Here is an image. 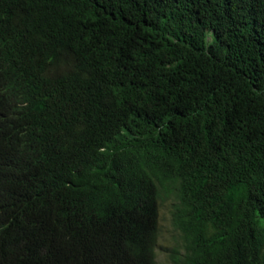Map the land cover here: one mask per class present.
<instances>
[{"label": "trees", "instance_id": "obj_1", "mask_svg": "<svg viewBox=\"0 0 264 264\" xmlns=\"http://www.w3.org/2000/svg\"><path fill=\"white\" fill-rule=\"evenodd\" d=\"M164 205L264 264V0H0L2 264H159Z\"/></svg>", "mask_w": 264, "mask_h": 264}, {"label": "rangeland", "instance_id": "obj_2", "mask_svg": "<svg viewBox=\"0 0 264 264\" xmlns=\"http://www.w3.org/2000/svg\"><path fill=\"white\" fill-rule=\"evenodd\" d=\"M166 205L162 206L160 212L161 234L157 253V262L159 264H166L164 249L174 243V224L172 222V215L169 213Z\"/></svg>", "mask_w": 264, "mask_h": 264}, {"label": "clouds", "instance_id": "obj_3", "mask_svg": "<svg viewBox=\"0 0 264 264\" xmlns=\"http://www.w3.org/2000/svg\"><path fill=\"white\" fill-rule=\"evenodd\" d=\"M9 228L8 222H4L2 219H0V242L3 240L6 230ZM158 253V250H157ZM0 264H2V261L0 259Z\"/></svg>", "mask_w": 264, "mask_h": 264}]
</instances>
